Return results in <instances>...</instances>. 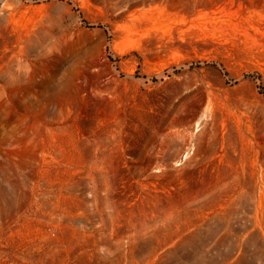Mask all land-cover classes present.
Listing matches in <instances>:
<instances>
[{
    "label": "rangeland",
    "instance_id": "374dc122",
    "mask_svg": "<svg viewBox=\"0 0 264 264\" xmlns=\"http://www.w3.org/2000/svg\"><path fill=\"white\" fill-rule=\"evenodd\" d=\"M0 264H264V0H0Z\"/></svg>",
    "mask_w": 264,
    "mask_h": 264
}]
</instances>
